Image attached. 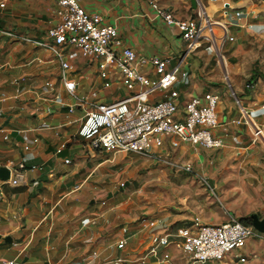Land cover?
I'll return each instance as SVG.
<instances>
[{
  "label": "crops",
  "instance_id": "0c3cea01",
  "mask_svg": "<svg viewBox=\"0 0 264 264\" xmlns=\"http://www.w3.org/2000/svg\"><path fill=\"white\" fill-rule=\"evenodd\" d=\"M77 1L84 10L97 12L103 22L113 24L122 43L138 55L181 52L178 31L155 15L152 1L180 18L193 12L190 0ZM197 1L211 18L227 20V31L233 40L222 45V63L203 47L187 55L186 79L178 78L173 86L179 91L180 102L187 95L218 93L217 125L211 132L222 138L223 146L208 149L164 136L160 152L209 176L221 187L224 200L236 193L237 199L262 203L263 190L253 197L244 190L240 192L243 187L264 188V160L255 153V145L245 143L240 106L249 112L258 128L261 125L264 137V0ZM234 10L239 15L233 16ZM55 11L54 0H8L0 8V167L10 161L24 165L17 184L0 177V257L11 258L22 248L15 259L23 264H82L90 258L91 251H96L91 264H136L115 263L112 259L124 252L139 251L147 245L150 234L164 230L174 233L193 215L204 222H221L226 213L235 214L222 210L206 185L186 173L176 175L179 180H165L167 175L160 179L159 174L155 180L143 174V182L125 186L127 181L118 179L122 172L129 177L131 171L115 167L122 153L84 145L76 129L87 106L64 90L57 78L56 60L34 42L55 21ZM68 60L78 75L77 97L98 87L92 64H86L77 51ZM46 78L51 81L50 87L42 84ZM121 87L112 82L98 92L97 100L111 101L122 96L124 87L123 92L115 93ZM24 134L29 143L26 149ZM259 141L264 148V142ZM219 157L220 162L213 161ZM64 158L69 161L63 162ZM229 159L237 164L227 163ZM164 168L160 170L166 174ZM8 177H12L11 172ZM120 182L127 188L122 189ZM124 223L130 229H141L119 249L114 240ZM5 236L10 239L4 240ZM171 248L175 263H184L179 258L184 256ZM236 252L244 257L238 264H264V240L259 237H248ZM227 263L228 258L217 262Z\"/></svg>",
  "mask_w": 264,
  "mask_h": 264
},
{
  "label": "built area",
  "instance_id": "2783aa9c",
  "mask_svg": "<svg viewBox=\"0 0 264 264\" xmlns=\"http://www.w3.org/2000/svg\"><path fill=\"white\" fill-rule=\"evenodd\" d=\"M7 1L0 0V8ZM54 2L56 19L46 28L43 37L34 42L49 51L56 60L57 78L64 90L77 98L79 104L87 106L76 129V135L86 147L110 153H138L151 160L176 165L165 160L160 152L164 136H174L181 142L205 148L223 146L222 138L211 132V128L217 125L218 93L204 91L199 95H187L180 102L179 91L173 84L178 78L186 79L185 58L200 47L220 63L223 62L222 45L233 40L227 31V20L211 18L197 0L192 14L185 18L175 16L170 9L152 1L150 5L155 15L174 25L178 31L182 41L181 52L166 56L138 55L122 43L116 27L103 22L97 12L84 10L77 0ZM232 15H239V11L234 10ZM73 51L84 57L86 64L94 66L99 79L98 87L90 88L79 97L75 93L78 75L68 60ZM112 82L122 85L125 93L111 101H98V92L107 89ZM42 84L50 87L51 81L46 78ZM46 110L50 108L46 107ZM240 113L247 123L245 115L248 111L240 106ZM22 139L26 142L23 147L28 148L25 134ZM68 161V158L63 159V162ZM4 166L8 173H12V177H7L5 181L17 184L24 169L23 162L10 161ZM30 168L39 166L30 165ZM180 168L191 170L188 164L180 165ZM205 185L219 202L215 182ZM119 186L122 187L123 183L120 182ZM226 215L221 222H204L198 215H193L188 223L176 227L174 233L164 230L150 234L145 247L134 253L124 252L113 257L112 261L176 264L172 246L186 258L188 264L220 262L225 258L229 259L227 264H238L244 261V257L236 252L237 249L245 244L248 237L256 236L264 240V232L255 230L250 223H242L232 213ZM259 215H264V205ZM155 222L158 223L159 219ZM140 229L141 226L130 229L128 224L120 225V235L114 240V245L123 249L128 237ZM21 251L22 248H19L11 258L0 257V264H23L15 259ZM96 255V251H91L90 258L82 264H91Z\"/></svg>",
  "mask_w": 264,
  "mask_h": 264
},
{
  "label": "rangeland",
  "instance_id": "374dc122",
  "mask_svg": "<svg viewBox=\"0 0 264 264\" xmlns=\"http://www.w3.org/2000/svg\"><path fill=\"white\" fill-rule=\"evenodd\" d=\"M206 13L209 14V12H206ZM112 91H114V88H112ZM116 92H119V93L123 92V87H121L119 90L115 91V93ZM244 126L246 128V137H245L246 142L245 143L249 144V145H255L254 146L255 153L258 155L259 159L264 160V148L262 147L263 146L262 143L259 141L258 137L254 135L255 132H253V130L251 131L248 128L246 122H245ZM259 128L261 129V125H259ZM263 129H264V126H263ZM232 141H235L234 138H232ZM208 149H213V148H208ZM163 157L167 161L175 162L176 165H172V164H169L168 162H164V161L150 160L146 156H144L142 154H138V153H122V157L117 162L115 167H118L122 170H125V169L128 171L130 170L131 172H130L129 177L126 175L125 172H122L123 176H122V178H119L118 180L123 181V179H125L127 181V184L125 186H130L133 184L136 185L137 183L140 184L141 182H143V180L140 179L143 174H144L143 176H146V178H149V179L154 178L155 180H158L156 176L159 174L160 179H161L162 175H167L165 180H168V178H175L176 180H179V177L176 175L186 173L189 176H192L197 181H200L201 185H203V186L206 183L211 182V178H209V176H207L206 174L194 169V167H192L191 164L185 163V161H181L180 159H178L176 157L170 158L166 154H164ZM220 160H221V157H219L218 159H213V161H215V162H220ZM224 160L225 159H223L221 162H224ZM227 163H236V161L229 159L227 161ZM183 164H188L191 167V170L187 171V170L180 168V165H183ZM211 165L214 166L213 163ZM115 167H113V169H115ZM164 167H167V169H165ZM161 168H164L166 170V174L161 172V170H160ZM116 171L117 170L115 169L113 174H115ZM240 172H244V171L240 170ZM146 174L148 175V177ZM173 174H175V175H173ZM246 175H248V174H246ZM123 188H127V187H122V189ZM220 188L221 187L218 188L216 185L215 194L218 196V199H219V202H218L217 200H215L214 195H212L210 193V191L208 190V188L206 187V189L208 190V192L210 193V195L214 199V202L217 201L216 203L219 205V207L222 210L224 208H226V210L228 209V211L232 210L235 214L237 213V215L234 214L236 217L249 216V214L253 213V212H255L259 215V213H258L259 211L257 212V210L262 203L264 204V199H263L262 203L253 202V201L251 202V200H248V198L237 199L236 193H235L230 198H227L224 200V197H221L222 193L220 191ZM206 189H204V190H206ZM243 190H244V192L247 193V195H252V197H253L255 195L257 196V193L259 192V190H260V192H261V190L264 191V188L263 189L262 188H260V189L253 188L252 189L249 187L248 188L243 187L240 189V192L242 193ZM230 195H228V196H230ZM179 258L184 261V263L182 262V264H188L185 257H179ZM205 264H217V262L212 261V262H206Z\"/></svg>",
  "mask_w": 264,
  "mask_h": 264
},
{
  "label": "water",
  "instance_id": "95a60500",
  "mask_svg": "<svg viewBox=\"0 0 264 264\" xmlns=\"http://www.w3.org/2000/svg\"><path fill=\"white\" fill-rule=\"evenodd\" d=\"M190 5L192 8L196 6V0H190ZM0 177L6 179L8 177V171L5 167H0ZM250 225L259 232H264V215L259 216L257 213L253 212L249 214ZM8 236L4 237V240H9Z\"/></svg>",
  "mask_w": 264,
  "mask_h": 264
},
{
  "label": "bare ground",
  "instance_id": "6f19581e",
  "mask_svg": "<svg viewBox=\"0 0 264 264\" xmlns=\"http://www.w3.org/2000/svg\"><path fill=\"white\" fill-rule=\"evenodd\" d=\"M245 118H246L247 123L250 125L251 129L253 130V132H255V136H257L259 140L264 142V137L262 133L260 132L258 127L256 128V125L254 124V122L252 121L248 113L245 115Z\"/></svg>",
  "mask_w": 264,
  "mask_h": 264
},
{
  "label": "trees",
  "instance_id": "16d2710c",
  "mask_svg": "<svg viewBox=\"0 0 264 264\" xmlns=\"http://www.w3.org/2000/svg\"><path fill=\"white\" fill-rule=\"evenodd\" d=\"M237 218H238V220H240L244 224L250 223V217L249 216H239Z\"/></svg>",
  "mask_w": 264,
  "mask_h": 264
}]
</instances>
